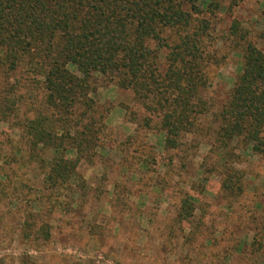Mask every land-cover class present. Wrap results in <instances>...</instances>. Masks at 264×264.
<instances>
[{"label":"trees","instance_id":"16d2710c","mask_svg":"<svg viewBox=\"0 0 264 264\" xmlns=\"http://www.w3.org/2000/svg\"><path fill=\"white\" fill-rule=\"evenodd\" d=\"M219 9L213 0H0V122L23 134L0 156L31 176L23 182L16 171L12 195H33L40 182L55 204L52 195L85 185L79 166L95 162L111 133L114 105L96 95L112 87L133 94L148 126L160 118L166 149L197 152L206 141L203 166L220 169L225 194L242 195L237 149L264 157V51L234 19L221 43L242 48L243 65L220 103L210 91L228 55L209 17ZM181 203L178 218L194 217L195 199ZM32 214L25 237L50 240V225L33 230Z\"/></svg>","mask_w":264,"mask_h":264},{"label":"rangeland","instance_id":"374dc122","mask_svg":"<svg viewBox=\"0 0 264 264\" xmlns=\"http://www.w3.org/2000/svg\"><path fill=\"white\" fill-rule=\"evenodd\" d=\"M213 1L220 9L209 17L228 58L210 92L222 103L243 65L242 48L235 52L231 42L222 45V38L237 19L264 51V0ZM96 99L114 105L107 118L111 133L95 162L80 164L86 182L77 192L52 195L53 204L49 195H39L42 185L36 182L33 195L27 189L12 195L18 186L15 172L23 182L31 176L23 164H7L0 156V264H264V157L237 149L240 158L233 165L243 174L244 191L225 194L220 169L203 166L210 151L206 141L197 152L166 149L160 118L150 117L148 126L131 92L102 88ZM22 135L11 123L0 122L3 155ZM3 175L12 177L11 185ZM186 197L195 199V214L180 220ZM31 213L33 230L50 225V240L33 232L25 237Z\"/></svg>","mask_w":264,"mask_h":264}]
</instances>
